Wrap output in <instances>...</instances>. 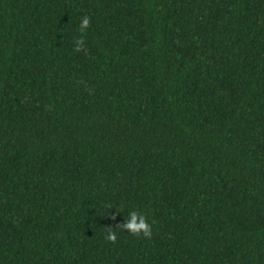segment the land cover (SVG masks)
Listing matches in <instances>:
<instances>
[{
    "label": "trees",
    "instance_id": "trees-1",
    "mask_svg": "<svg viewBox=\"0 0 264 264\" xmlns=\"http://www.w3.org/2000/svg\"><path fill=\"white\" fill-rule=\"evenodd\" d=\"M0 264H264V0H0Z\"/></svg>",
    "mask_w": 264,
    "mask_h": 264
},
{
    "label": "clouds",
    "instance_id": "clouds-1",
    "mask_svg": "<svg viewBox=\"0 0 264 264\" xmlns=\"http://www.w3.org/2000/svg\"><path fill=\"white\" fill-rule=\"evenodd\" d=\"M90 18L88 16H83L81 18V23L79 25V31L81 35L74 40V51L81 52L86 51L85 48V39L84 33H86L87 29L90 27ZM108 209L112 208L110 205H106ZM113 220L116 219V216L113 214L111 217ZM120 229L121 231H126L133 237L143 236L145 238H149L151 236L152 228L151 225L147 222L145 216L138 211L132 210L128 213V218L124 219L122 223L116 224L114 227L106 228V236L105 239L107 241L115 243L117 239L115 229Z\"/></svg>",
    "mask_w": 264,
    "mask_h": 264
}]
</instances>
